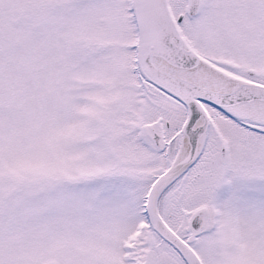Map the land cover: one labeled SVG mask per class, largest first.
I'll use <instances>...</instances> for the list:
<instances>
[{
  "label": "snow or ice",
  "instance_id": "1",
  "mask_svg": "<svg viewBox=\"0 0 264 264\" xmlns=\"http://www.w3.org/2000/svg\"><path fill=\"white\" fill-rule=\"evenodd\" d=\"M0 264H264V0H0Z\"/></svg>",
  "mask_w": 264,
  "mask_h": 264
}]
</instances>
